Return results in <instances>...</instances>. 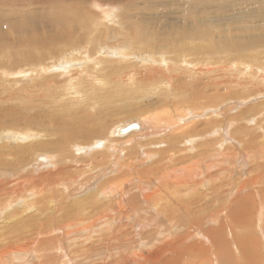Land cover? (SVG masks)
<instances>
[{
	"label": "bare ground",
	"instance_id": "6f19581e",
	"mask_svg": "<svg viewBox=\"0 0 264 264\" xmlns=\"http://www.w3.org/2000/svg\"><path fill=\"white\" fill-rule=\"evenodd\" d=\"M94 1L96 0H49L50 4L56 3V5H51V9L41 7V12L37 13L33 9H30V12L27 9L23 11L24 13L15 11L16 14L11 12V18L7 16L10 9L0 11V27H8L15 34H17L15 27H20L23 21H30L31 13H35L38 18H43L45 21L42 24L43 30L52 33V38L58 46L63 43L60 51L67 56L72 55L69 61H78L83 56L87 61H91L89 63L91 70L88 73L87 65L84 66V69L87 68L86 71L83 69L85 71L84 78L80 74L73 77L71 73H60L61 76L66 75L67 93L73 94V99L80 100L79 106L76 103H71L72 108L55 107L45 115L44 121L41 120L43 124H39L36 119L30 123L18 121L10 122L6 124L7 126L0 125V183L4 184L8 181L6 187L1 189L3 194L0 193V264H61L66 255L62 248L59 249V256L55 263L51 261L47 263L45 260L43 262L39 258L34 259L36 255L40 256L42 250L49 254L52 248H47L44 243L50 239V235L56 232L57 234L63 232V235H69L68 237L65 236L66 238H69L70 235L79 237L76 232L89 235L84 242L80 241L74 249L76 252L73 253L72 257L75 258V254H78L77 256L82 259L83 264H96L94 257L100 252H103V256L97 260V264H207L204 260L209 248L200 245V243H190L189 241L194 238L196 240L200 238L201 241L204 240L205 242L211 239L216 247L218 245L219 249H221L220 247L227 248L225 251L228 253H225L223 249L220 250L222 251V258L218 257L219 260L217 259L218 254L215 253L217 255L215 256L216 261L218 260L217 264H259L261 259L259 250L264 247L260 240L254 237V234L243 236L241 239L235 235L239 232L236 229H243V224L250 229L248 230L249 234L253 230L262 234V229H264V120L261 121L256 118L257 113L239 120H228L227 123L232 122L233 127H236L238 131L245 129L246 134L244 137L239 138L238 136V141L235 138L236 142L232 146H227L223 135L229 125H222L221 115L217 113L219 110L215 111L219 107L214 105L223 99L219 95L222 92L218 91L220 86H212L210 82L207 83L206 87L202 85L206 84L205 81H202V72L210 73V76L207 77L208 80L215 79V73L218 72L216 69H209L208 67V70L203 69L206 62L213 64L212 62L200 60L197 69L195 64L191 73L197 77L193 79L191 76L188 78L175 71L171 72V79L176 85L172 89L169 87L171 98L167 95L164 99L169 101L168 107L173 110L172 114L169 111V113L158 112L159 109L166 108L161 101L158 102V105L155 104L152 107L139 110V113L148 115L141 120L139 119L138 128L128 131V133L131 131L135 133L125 139L123 138V140L130 142L133 140L130 138L132 136H138L142 139V137H153L152 134L160 136L159 134L170 131L160 138L153 137L148 140L154 142L147 146L160 147L158 154L144 155L145 157H154V161L150 158L151 166L145 169L146 172L141 177L138 174L132 178L120 175L114 177V181L109 180L108 183L102 185L100 183L95 186L92 185L94 178L88 181L86 175L87 173L93 177H100V175H93L95 173L94 168H97L95 162L89 164L88 169L86 172L83 171L82 178L79 180L75 172L72 173L69 169H73L70 166L81 164L79 158L83 162L85 161V159L83 160L85 156H82L84 154L82 152L85 150H87V154H90L91 160L95 161L99 155L106 154L111 157L109 147L113 146L114 148L120 145L122 141L115 138V134H120V128L116 129L115 123L111 122L110 119V122L106 123V127L105 125L101 127V129L106 128V131L88 132L87 127L85 128L81 124L84 120L91 121L93 117L88 114V108L92 106L95 109L97 107L98 110L101 106V111H103L108 106L109 111V107L116 102L132 100L136 96L146 95L150 92L151 87L168 84H160L163 82L162 80H167V77L156 76L154 73L156 69L152 68H150L153 70L152 72L146 73L122 72L118 62H115L112 67L108 66L104 69L105 64L114 62L105 60V56L110 51L105 46L108 37L109 41L116 37L121 38L123 42L118 46H123L122 50L124 51L127 49L134 50L137 56L142 59L147 53H157L159 49H170L177 53H183L187 50L197 53L201 49L204 57L212 55L219 58V61L214 62V64L222 62L225 67L226 64L235 62V68L238 69L239 67L242 71L252 69L250 73L254 76L263 71L258 62L253 63V58L256 61L260 55L259 47L261 45L254 42L253 44L257 46L254 49V45H251V38L254 35L249 36L244 33L237 22L259 13L264 4L259 0H251L254 4L250 0H166L164 5L167 9L164 8V12H157L158 1L145 2L144 7L139 8L137 7L138 0H99L103 3L94 4H97L100 12H91L90 4ZM11 3L9 1V5ZM120 3L123 6V11L119 14L120 28H115L109 25L110 19L115 17L108 12L103 13L101 7L112 5L115 8ZM127 10L132 13L128 18L126 16ZM13 15L18 16V18H12ZM206 24L211 25V29H206ZM65 28L89 29L88 32H82L78 35L79 42L84 41L82 46L85 49L72 47L65 33ZM31 32L33 34H27V37H23L22 34L17 36L18 45L28 47L27 51L21 54V57L32 59V50L41 49L45 61L37 64L23 63L9 70L0 68V78L3 76L13 77L12 81L0 84V100L4 96H9L16 99L14 101L18 100L23 108H27L32 102L28 97L27 99L21 97L20 93L25 92L26 95H29L31 92L38 91L44 96L49 94V90V92H44V87L51 85L55 79L48 78L49 75H47L46 70L52 66L47 68L46 62L58 57L53 56L56 54V47H48L43 38L40 37L42 32ZM107 33L109 36L101 35ZM4 35L0 34V51L5 44L9 48L10 44L13 43V37L11 38L10 34H7L6 41H4ZM242 35H246V37ZM248 36L251 41L248 40ZM187 41L192 47L188 46ZM48 48L51 50L46 51ZM92 48L95 50L103 48L102 53L95 51V55L91 56ZM0 54H4V62H8L7 54L4 52ZM15 55V60L19 61V56ZM128 56L124 53L122 58ZM145 61L147 60L143 59L142 62ZM183 63L187 65L186 60ZM60 64L57 71L66 72L68 64ZM55 68L57 66H54L53 70ZM48 72L52 73L51 69ZM261 74L264 75V71ZM189 79L198 84L189 83ZM24 80H28L27 84H22ZM124 80L128 82V89L122 87ZM19 82L22 84L21 86H17ZM261 83L263 82L261 81ZM169 89L162 90L166 92ZM8 90L15 92L9 94ZM236 94L238 93L236 92ZM21 106L16 108L14 118L25 116L21 111ZM76 107L79 109H75ZM92 107L90 108L91 112H94ZM179 108H182V111ZM122 109H125L124 111L128 114L133 112L127 107H122ZM122 109H113L111 116L109 114V117H106H116L115 115L118 117V114L124 113ZM152 111L153 114H151ZM184 111L190 113L193 120L196 119L194 115L196 112H206L210 119L201 124L196 123L198 126L192 128H190L191 125L184 127L182 120L178 118ZM76 112L78 117L74 114ZM62 113H65L64 117ZM95 113L93 115L97 117V120H102L101 113ZM104 114L106 115V113ZM53 117L61 118V121L57 123ZM196 117L199 118L200 116ZM65 118L71 119V122H64ZM262 118L264 119V116ZM163 125L168 126L166 127L167 130L159 127ZM230 127L227 131L230 130ZM5 129L11 132L7 134ZM233 132L235 133V131ZM91 136L95 138L89 139L90 142L87 144L86 141ZM83 138H85L84 141L81 140ZM243 141L246 142L240 143ZM138 146L140 150L141 146L132 142L127 146L128 150H121L122 155L117 156L118 159L116 160L125 162L128 169H132V166L137 168L138 157L132 158V162L128 165L127 159L131 157H125L124 154L134 155V150ZM243 150L246 153L250 151L247 158H245ZM249 165H252V169L249 170L251 176L246 174L248 180H238ZM76 168L78 169V167ZM158 170L162 172L161 177L155 178V173ZM173 176L175 177L171 181ZM234 177L236 179H233ZM80 180H85L84 186L79 184ZM122 180H124L123 184L121 183ZM132 180H134L132 183L134 186L138 185V193L135 195L136 200L131 199V201L140 200V204L132 203L137 210L129 211L131 204L128 207L125 203V190L130 186ZM209 181H211L210 187ZM260 187L262 188L260 189ZM28 188H30L29 191ZM246 190L251 192L238 197ZM72 192L73 194L77 193L75 195L77 197L75 200L68 201L67 199L71 195L69 193ZM131 195L129 194V196ZM128 199L130 201V197ZM101 204L105 205L102 209L105 211L104 215L100 214ZM15 206H21L20 210L23 213L18 209L14 210ZM28 209H31L32 215L25 214ZM144 214L145 217H148L139 219L141 220L139 222L145 224L144 227H149L147 231L154 230L155 225H152L151 222H163V224H157L154 230L159 232L158 234L162 239H165L164 243L157 242L158 247L156 249L159 248V251L156 258L153 257L151 249L145 244L148 238L144 241L143 234L140 235V240L135 248H130V241L125 239L127 228L123 225H129L128 230H131L132 233L136 231L134 236L138 235V231L141 232L143 228L138 225V231L133 230L132 216L137 218ZM107 218L108 220L115 218V223L113 222L111 227L105 222ZM148 218L158 221H150ZM76 220L85 223V227L76 229L73 223L68 222H75ZM219 221L223 222L220 225L221 228L219 227L221 233L218 229L216 232L215 228ZM64 222H68V224L64 226ZM100 223L103 224L98 226L99 232L94 233L93 228ZM136 223L138 222L136 221ZM206 226L215 229L209 227V230L206 229V232H203ZM162 231L166 233L162 234ZM178 231H180L178 237H170L171 233H178ZM62 240L60 238L57 240L58 247L62 246ZM36 244L39 246L33 251L32 248ZM235 245L238 247L236 248ZM233 246L235 250H230L229 248ZM39 248L43 249L39 250ZM113 251L115 252L113 253ZM109 253L110 259H108ZM237 253L240 256L236 259Z\"/></svg>",
	"mask_w": 264,
	"mask_h": 264
},
{
	"label": "rangeland",
	"instance_id": "374dc122",
	"mask_svg": "<svg viewBox=\"0 0 264 264\" xmlns=\"http://www.w3.org/2000/svg\"><path fill=\"white\" fill-rule=\"evenodd\" d=\"M9 1L13 3V6H12V3L9 5ZM154 1H158V6H157V10H156L157 12H159V11L164 12V8H165V10L167 9L165 7V5H164V2L166 0H145V1L138 0L137 7H139V8L140 7H144L145 2H154ZM259 1H261L262 4H264V0H259ZM71 2H73V1H71ZM57 3H59V2H57ZM94 3H103V2H100L99 0H96L92 4H90L91 5V7H90L91 12L92 11L100 12V9L97 7V4H94ZM105 3H107V2H105ZM46 4H48V5H46ZM51 5H56V3L50 4L49 0H0V11H6V10L10 9L9 10L10 13L7 14V16L9 18L10 16H12L13 12H14L13 14H16L15 11L23 12V11L28 9L27 11L30 12L31 11L30 9H33L34 12L37 13V12H41V7H45V8H48V9L50 8L51 9ZM124 6L127 9V5L125 4ZM103 7H101L102 10H103V13L108 12V13H110L111 15H113L115 17V18L110 19L111 23L109 25L112 26V27H115V28H120L119 14L123 11L122 4L121 3L118 4L115 8H113L112 5H103ZM35 13H31L30 21H23L22 25L20 27H15L14 26L15 27V31H16L17 34H15L13 32V30L8 28V27H0V34L1 33L5 34L4 35V41H6V39H7V34H10L11 38L13 37V43L10 44V47L7 48L8 45L5 44L4 47L0 51V53L4 52V53L7 54L6 59L8 60V62H4V59H5L4 54H0V68H2L3 70H9V69L15 68L16 66H19V65H21L23 63L24 64H28V63L37 64V63H41V62L45 61L44 58L42 57L43 51L41 49L32 50V59H23L21 57V54H24L27 51L28 47L25 46V45H21V44L18 45L19 44L18 37H17L18 34H22L23 37H27V34L28 35H32L33 34V32H31V31H40V32H42V36H40V37L43 38L44 43L48 47H52V46L56 47V51H55L56 54L53 55V56H55V57L58 56V57H56L55 59H50V60H48L46 62L47 63V68L52 66V68H49V69L46 70L47 75H49L48 78H51L53 80L55 79V80H54V82L51 83V85L44 87V89H45L44 92H49L50 91L47 96H44L42 93L40 94V92H38V91H37L38 94H36L37 92H35V93L31 92L29 95L28 94L26 95L25 92H23V93L19 92L21 97H26V99L28 97V99H31L32 103L27 108H23V106H21V104L18 102V100L14 101L16 99H12L9 96H4L0 100V125L7 126L6 124H8L10 122H18V121H23V122L30 123V122H32V121H34L36 119L38 120L39 124H43L41 122V120L44 121L45 115L50 113L53 108H55V107H61L62 108L64 106L72 108L71 103H73V104L76 103L77 106H79L80 100L73 99L72 98V97H74L73 94H71L70 92L67 93L68 89L66 88V86H67L68 83H67L66 75L64 74V75H62L63 76L62 77L60 75V73H71V75L73 77H75V76L80 74L81 77L84 78L85 77L84 73L86 71L85 69L88 68L87 69V73L91 70V65H89V63L91 61H87L84 56L80 57L81 59L78 58L81 61L80 60H78V61L70 60L69 61V59H71L72 55H68L67 56V55L63 54L60 51L62 49V47H63V43L58 46L56 41L52 38L53 37L52 33H48L47 31L43 30L42 24L45 21L43 20V18L42 19L38 18L35 15ZM130 14H132V13L127 10V15H126L127 18L130 16ZM12 18H18V16L15 17L13 15ZM237 23L240 24V28H241V30L244 33L248 34L249 36L254 35V37L251 38V40L253 42L250 40V38L248 36V40L251 41V45H254L253 44L254 42L255 43H260V45H261L259 47L260 50L258 49L260 51V55H259L258 59H256V61L253 58V63L258 62V65L261 66L263 68V71H264V6H263V9L259 13L254 15L253 17L251 16V17H248V18H244L242 20H239ZM33 24H34V26H33ZM211 27H212L211 25L206 24V29H211ZM28 31H30V32L28 33ZM88 31H89L88 28L87 29L65 28V33L68 36V41L71 43L73 48H78V49H80V48L85 49V47L82 46L84 41H80L79 42L78 35L81 34L82 32H88ZM101 35L109 36L108 33L107 34H101ZM242 36L246 37V35H242ZM122 42L123 41L119 37H116L115 39L110 40V41H109V37H108V42H106L105 46H107L110 49V51H108V55L105 56V60L106 61H110V62L114 61V62H112L111 64H105L104 65V69H105V67L108 68V66L112 67V64L115 63V62H118V64L122 68L121 69L122 72L125 71V72L146 73V72H152L153 71L152 69H156L155 70L156 72H154L156 76H158V77L159 76L167 77V80H162L163 82H161L160 84H162V83H165V84L168 83V84L164 85V86L160 85L158 87L157 86L151 87L150 88V92H148L147 94L145 93L146 95L142 94V96H136L132 100H125V101L123 100L121 103L116 102V103L113 104V106L115 108L111 105L109 107V111H108V106L103 111H101V109H102L101 106H100V108H98L99 111L97 110V107L95 109V108H93L91 106L95 110L94 112H91V109H90L91 107L88 108V114L90 116H93L91 121L84 120L83 122H81L82 126L84 125L85 128L87 127L88 132H92L93 133L94 130H101V131L104 130V131H106V128H102L101 129V127H103L104 125L106 127V123H108L109 119H110L111 122L115 123V124L114 123L113 124L116 127V129L120 128V130L123 129L124 127H126V126L129 127V125H134V124L139 125V123H138L139 121L138 120L139 119L141 120L146 115H148V114L139 113V110L141 108L152 107L155 104L158 105L159 101L163 102L166 108H161V109H159L158 112H167V113L170 112V114H172L173 110L170 107H168L169 101L164 99L167 95H169L170 98H171V94H170L171 92H170L169 87H171V89H172V87L176 85V83L173 82V79H171L172 78L171 77L172 73L175 71L178 74H183L184 76H186L188 78L191 76V78L193 79V78L197 77L196 75L191 73L193 68H194L193 66L195 64L197 65L200 60H202L204 62L210 61L213 64H214V62L217 63L219 61V58H215L212 55L211 56H207V57L205 56L206 57L205 58L203 56V53H202L201 49L197 53H192L189 50H187V51H185L183 53H177V52H174L173 50H170V49H166V50H160L159 49L157 53H154V52L150 53V54L147 53V55H145L144 58H143L144 60H147V61H145L143 63L142 62L143 59L140 56H137V54L134 52V50H132V49H127L126 51L122 50L123 46H121V45L118 46V44H120ZM195 43L199 44L197 42H195ZM187 44H188V46L192 47V45L190 44L189 41H187ZM253 48L256 49L257 46L254 45ZM102 49H96L95 50V48L94 49L92 48V51L90 52V55L94 56L95 55V51L98 52V53H102V51H101ZM50 50L51 49H49V48L46 49V51H50ZM124 53L126 55H129V56L127 58H122ZM15 54H17L19 56L18 57L19 61L15 60V58H14V56H16ZM62 57H64V58H62ZM65 58H66V60H65ZM20 59H22V60H20ZM184 60H186V62H187L186 64L187 65H185L183 63ZM191 61H192V63H191ZM60 63L61 64H66V63L68 64V68L65 70L66 72H64L62 70H61V72L57 71L58 68H59L58 65ZM233 63L232 64L228 63L224 67L222 62L220 64H214V65L213 64H209L208 62H206V65H204V67H203L204 70H208L207 69V67H208L209 69H216L218 72L215 73V79L212 78V81H210L211 79L210 80L207 79V77L210 76V73H208V72H206V73L202 72V77H201L202 81L206 82V84H202L205 87H206L207 83L209 84V82H210V85H212V86L213 85L214 86H218V87L220 86L218 88V91L222 92L219 95L222 96L223 99L218 104H217V102L214 103V105L219 107L218 109H216V110L214 109V110L215 111L219 110L217 113H219L221 115L220 120L223 123L222 125L228 124L229 125L228 128L231 126L229 131H227L228 130V128H227L226 132H224L225 134L227 133L226 135L225 134L223 135L224 138L222 137L224 139V141H226L225 143L227 144V146H232L236 141H238V139L240 137H244L245 134H246V130L245 129H242V131L241 130L238 131L236 129V127L235 128L233 127V123L232 122H228L227 123L228 120H233V119H238L239 120V119L244 118V117H251L255 113H257L256 114V116H257L256 118H258L261 121L264 120L262 118L264 116V114H263V112H264V75L261 74L263 71H260L259 74H256V75L252 76L251 73H250V72H252V69L251 70H243L242 71V70H240L239 67H238V69L235 68V62H233ZM76 65H77V67H76ZM54 66H57V68H55L53 70ZM84 66H86L87 68L85 67V69H84ZM150 68H152V69H150ZM197 68H198V65L196 66V69ZM249 68H251V67H249ZM50 69H51L52 73L48 72ZM204 76H206V77L204 78ZM12 79H13V77L3 76L2 78H0V84L6 83V82H10V81H12ZM245 80H247V81H245ZM27 81L28 80L22 81V84H27ZM261 81L263 83H261ZM194 82H195V84H198L196 81H193V80L189 79V83H193L194 84ZM220 83H222V84H220ZM10 84H12V83H10ZM22 84L19 82V83H17V86H21ZM223 84H225V85H223ZM251 86H253V87H251ZM48 87H50V88H48ZM122 87L124 89H128L129 88L128 87V82L124 80V83L122 84ZM249 87H250V89H249ZM46 88H48V89H46ZM165 88H167L169 90L166 91V92L165 91L163 92L162 89H165ZM229 91L231 92V94H230ZM13 92H15V91L14 90H8L9 94H12ZM236 92L238 94H236ZM70 94H71V96H70ZM235 94H236V96H235ZM51 96H53V97H51ZM22 100H19V101H22ZM241 100H242V102H241ZM219 105H221V106H219ZM18 106H21V108H22L21 111L25 115L23 118H19L20 116L17 117V118L13 117V116H15L16 108H18ZM122 107H124V108L127 107L128 109H132L133 112L131 114H128V113H126L124 111L125 109H122ZM110 108H112V109H110ZM75 109H79V108L76 107ZM113 109H119V110L122 109L124 111V113L121 112L120 114H118V117H117V115H115L116 117L112 116L111 118H107V117H109V114L111 116V114H112L111 111ZM153 109H151V110H153ZM179 109H180V111H182V108H179ZM228 109H230V110H228ZM95 112H97L98 114H99V112L101 113V119L102 120H97V117L93 115V113L96 114ZM104 113H106V115ZM153 113L154 112L152 111L151 114H153ZM184 113L181 112V114H182L181 116L183 118L181 116L180 117L178 116V118H180L182 120L181 122H183V125H185L184 127H186L188 125H191L190 128H192V127L198 126L197 124H201V123L205 122L206 120L210 119V116L206 112H202V113L196 112L194 114L195 118H196L195 120H193L191 118L192 116L190 115V113H187L185 111H184ZM217 113H214V114H217ZM74 114H75V116H77V112L74 113ZM103 114H104V116H103ZM198 115L200 116L199 117L200 119L198 117H196ZM62 116L64 117L65 113H62ZM186 119H188V120H186ZM53 120L56 121L57 123H59L61 121V118L53 117ZM66 120L67 119L65 118L64 122H68V123L71 122L70 121L71 119L67 120V121ZM19 123H21V122H19ZM237 123L239 124L240 122H237ZM155 126H157V125H155ZM159 127L163 128V129H166V127H168V126L167 125H163V126H159ZM220 127H221V125H220ZM223 129H226V127L225 128L223 127ZM232 130L235 131V133ZM5 131H6L7 134H8V132H11L8 129H5ZM169 132L170 131L168 130L167 132L159 134V135L163 136V135L168 134ZM133 133H135V132L131 131V132H129L128 134H126L124 136H122L120 134L119 135L115 134V138H117V140L120 139L122 141L120 142V145H118V146H116L114 148H113V146L109 147V150H110L109 152L111 153V154L109 153V155L111 157L107 156L106 154H104L102 156L99 155V156H97L95 158V161H92L91 158H90V154H87L88 152H86L87 150H85V152H82V153H84L83 155L81 153L82 156L86 157V158L83 157V160L85 159V161L83 162L81 160V158H79V161H81L80 162L81 164H79V165L75 164V166L74 165L70 166L73 169L72 170L69 169V170L72 173L75 172V175L78 177V180H79V178H82L81 176L83 175V171L86 172V170L88 169L87 167L89 166V164L91 162H95V165L97 166V168H94V172L95 173L93 175H100V177H96V176L93 177L90 174L86 173V175L88 176V181H90V180H92V178H94V180H92L93 181L92 185L94 184L95 186L99 185L100 183H101L100 185H102L104 183H108L109 180H113L114 181V177H119L120 175L124 176V177L132 178L135 174H138V176L141 177L142 174L144 172H146L145 169H147V168H149L151 166V160L154 161V159H153L154 157H145L144 155H146V154H156V153L158 154V151H159L158 148L160 147V146H147L151 142H154V141H148V140L150 138H153V137L160 138V136L152 134L153 137H149V136L148 137H144V138L142 137V139H140L138 136H132L130 138L133 139V140L130 141V142H126L127 140H123V138L125 139L127 136L132 135ZM238 136H239V138H238ZM255 136H257V135L255 134ZM230 137H231V139H230ZM93 138H95V137L91 136L90 138H88L86 143L89 144V142H90L89 139H93ZM223 139H222V141H223ZM81 140L84 141L85 138H83ZM124 141H125V143H124ZM132 142H134L135 144L140 145L141 147H140V150H139V146H138L137 149L134 150V155H131L130 153H127V154L125 153L124 154L125 157H128V156L131 157V158L127 159L126 163H128V165H130V163L132 162V158L138 157V162L136 163L137 168L132 166V169H128L127 165H125V162L122 163V161H117L116 159H118L117 156L122 155V151H121L122 149L128 150L127 146L130 145ZM244 142H246V141H243V142H240V143H244ZM125 145H127V146H125ZM243 152H245V158H247V156L249 155L248 153H250V151H247V153H246V151L243 150ZM85 153L87 154V156H86ZM77 156H80V154H77ZM150 158H151V160H150ZM139 159H140V161H139ZM76 167H78V169ZM74 169H77V170H74ZM250 169H252V165H249L245 169L244 174L241 175V177H239L238 180H248L246 174H250V176H251V173L249 172ZM122 171L124 172L125 175L123 174ZM100 172H102V173L98 174ZM139 172H141V173H139ZM161 174H162V172L158 170L155 173L154 177L155 178L156 177L160 178ZM174 177L175 176H173L171 178V181H172V179ZM236 177H238V176H236ZM236 177H234L233 179H236ZM123 182H124V180L121 181L122 184H123ZM133 182H134V180H132V182L130 183V186L125 190L126 191L125 203L127 204V206L131 204L130 207L128 206L129 209H130L129 211L136 209L134 204L132 205V203H139L140 204V200L135 201L136 200V196L135 195H137L136 193H138V190H137L138 185L134 186L132 184ZM6 183H8V181H6L4 184L0 183V193L1 194H3L1 189L3 187L4 188L6 187L5 186V185H7ZM84 183H85V180L84 181L82 180L81 182H79V184L81 186H84L85 185ZM208 183H209L208 185L210 187L211 186V181H209ZM170 185H168V186H170ZM184 185H187V184L184 183ZM113 186H115V185L113 184ZM115 187L118 188V186H115ZM261 188L262 187H260V189ZM256 189H259V187H256ZM27 190L29 191L30 188H28ZM130 190H132V191H130ZM28 191H25V192L28 193ZM250 192H251L250 190L249 191L246 190L245 192L241 193L238 197H242L244 195H247ZM78 193H79V191H78ZM69 194H71L72 196L71 195L69 196V198L67 199L68 201L75 200V197H77V196H75L77 193L73 194V192H72V193H69ZM129 194H132V195L134 194V195L133 196L132 195L129 196ZM168 194H170V193L168 192ZM129 197H130V201L128 199ZM83 199H84V195H83ZM131 199H135V200L131 201ZM65 203H67V202H65ZM104 207H105V205L101 204V206H100L101 213L99 212L100 214L104 215L105 211H102V209ZM20 208H21V206H18V207L15 206L14 210L18 209V211H21ZM30 211H31V209L26 210L25 214L26 215H32L33 212L32 211L30 212ZM21 213H23V212L21 211ZM96 213H98V212H96ZM140 216L141 217H137V218L132 216V222H134L133 223V225H134L133 226V230L134 231L135 230L138 231V225H141L139 227H142L143 230L141 232L138 231V235L134 236V233L136 231L132 233L131 230H128L130 226L127 225V224H124L123 227L127 228V230L125 232L126 233L125 234V239L130 241V243H129V247L130 248H135L137 243H138V241L140 240V235L143 234L142 238H143L144 241H146L147 238H148V240H147V242H145V244L151 249V253H153V257L156 258V254L159 251V248L156 249L158 247L157 242H163L164 243L165 239H162L159 236V234H158L159 232H156L154 230H155V227H157V224H163V222H160V223L151 222L152 225H155L154 226V230L152 229L150 231H147V229L149 227L148 226L144 227L145 224H142L141 222H139V221H141L139 219L147 218L148 216L145 217L146 216L145 214L144 215H140ZM148 220H150V221H158L156 219H151V218H148ZM136 221L138 223H136ZM68 222L69 223H73L75 225L74 227H76V229H83L85 227V223L83 224L82 222H79V220H76L75 222L74 221H68ZM68 222H64V226L67 225ZM105 222L107 223V225L109 224L110 227H111L115 223V218H110L109 220L107 218L105 220ZM43 223H46V222H43ZM48 223H49V225H51L50 222H48ZM222 223L223 222L219 221V223L215 225L216 232H217V229L220 230L219 227H220V225ZM102 224L103 223L97 224L93 228L94 229V233H98L99 232L98 226L102 225ZM43 226H45V225H43ZM243 226L245 228L244 227H243V229H239L238 228L239 230L236 229L237 232L238 231L239 232L235 236H238V238L241 239L243 236L253 235L254 234L255 235L254 237L258 238L260 240V243L264 245V229H262V234H260L258 232H255L254 230L253 231L251 230L252 232L250 231L251 233L249 234L248 230H250V229H248V227L246 225H244V224H243ZM119 227H121V226H119ZM209 227L210 226H208V227L206 226L204 228L203 232L204 231L206 232V229L207 230H209L210 228L211 229H215L214 227H210V228ZM64 228L66 229V227H64ZM64 228H63V230H65ZM106 229L108 230V228H106ZM70 230H72V229H70ZM145 232H147V233H145ZM179 232L180 231H178V233H171L170 237H178L179 236ZM221 232L222 231L220 230L219 233H221ZM34 233H36V231H34ZM163 233H166V232L162 231V234ZM58 234L56 232V233L50 235L49 236L50 239H48L44 243L45 245H47L46 246L47 248H52V250L49 252V254H47L45 250H42L40 252V256L36 255L34 259L39 258L41 261L45 260L47 263L50 262V261L55 263L56 260H57V257L59 256V249L62 248L63 251L66 253V255L64 256L65 259H62L61 264H72V263L73 264H83L82 259H80L77 256L78 254L77 255L75 254V258H72V257H73V253L76 252V250H74V249L77 247V245L80 243V241L84 242L85 238L87 236H89V235L86 234V233L78 234L76 232L77 236H79V237H76V236L74 237V236L70 235L69 238H66L69 235H66V234L63 235V232H60V233L58 232ZM61 235H63V237H61ZM91 235H92V233L90 234V236ZM80 236H82V237H80ZM59 238L61 240L62 239L63 240L61 241L62 246L58 247L59 243H57V240H59ZM189 242L190 243L191 242L192 243H200V245H203V246L209 248V249H207V253H206V257H205L206 259L204 260V262L207 263V264H217L218 263L219 258L220 257L222 258V254H221L222 251H220L221 249H223V251L225 253H228L227 251H225V250H227V248L220 247L221 249H219L218 245L216 247L215 243L211 239H209L208 241L206 240V242H205L204 240L201 241L200 238L197 239V240H196V238H194L193 240H190ZM37 246H39V245H37V244L34 245V247L32 248L33 251L36 249ZM115 247L117 248V246H115ZM233 247H231L229 249L230 250L231 249L235 250V247L234 248ZM237 247L238 246H236V248ZM41 249H43V248H41ZM41 249L39 248V250H41ZM212 249H214L215 251L212 250ZM230 250H229V252L232 253ZM43 252H45V253L43 254ZM114 252L115 251H113V253ZM215 253L218 254V256ZM259 253H261V255H259V256H261V259H262V262H261V259L259 260V264H264V247L259 250ZM109 255H110V253L108 254V259H110ZM236 255L234 254V256H236L235 258L236 259L239 258L238 256H240V255H238V253ZM102 256H103V252H100L94 257L96 264L98 263L97 260H99V258H101ZM215 256H217V259H218L217 261H216ZM105 257H106V254H105ZM66 260H68V262H66ZM104 260H105V258H104ZM3 261L6 262L5 260H3ZM45 261H43V262H45ZM106 262L107 261L105 260V263ZM134 264H137V263H134ZM151 264H153V263H151Z\"/></svg>",
	"mask_w": 264,
	"mask_h": 264
},
{
	"label": "water",
	"instance_id": "95a60500",
	"mask_svg": "<svg viewBox=\"0 0 264 264\" xmlns=\"http://www.w3.org/2000/svg\"><path fill=\"white\" fill-rule=\"evenodd\" d=\"M138 128V125L137 124H134V125H130L129 127H124L123 129H121L119 131L120 135H126L128 134V131L132 130V129H137ZM128 129V130H127Z\"/></svg>",
	"mask_w": 264,
	"mask_h": 264
}]
</instances>
